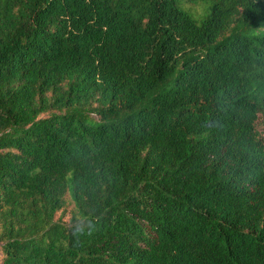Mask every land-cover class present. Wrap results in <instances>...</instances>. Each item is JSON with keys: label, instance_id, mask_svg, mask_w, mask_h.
Returning a JSON list of instances; mask_svg holds the SVG:
<instances>
[{"label": "trees", "instance_id": "16d2710c", "mask_svg": "<svg viewBox=\"0 0 264 264\" xmlns=\"http://www.w3.org/2000/svg\"><path fill=\"white\" fill-rule=\"evenodd\" d=\"M0 264H264V0H0Z\"/></svg>", "mask_w": 264, "mask_h": 264}]
</instances>
